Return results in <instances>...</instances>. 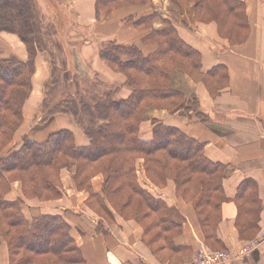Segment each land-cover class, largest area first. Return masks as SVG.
Returning <instances> with one entry per match:
<instances>
[{"label":"trees","instance_id":"1","mask_svg":"<svg viewBox=\"0 0 264 264\" xmlns=\"http://www.w3.org/2000/svg\"><path fill=\"white\" fill-rule=\"evenodd\" d=\"M12 1L18 7L8 6L6 17L1 20L0 16V24L7 23L3 31L19 36L27 48L28 59L0 60V151L13 140L23 122V106L32 92L39 52H46L52 64V83L47 96L64 80L53 41L34 0ZM152 2L97 0V18L106 19L121 8H147ZM195 11L201 22H215L220 34L232 42L243 43L249 36L246 7L239 0H199ZM157 17L153 13L128 20L136 27L152 30L145 42L155 43V52L145 55L136 45L113 41L101 46V59L126 76V85L131 89L128 98H114L118 90L106 87L95 76L77 81L80 92L72 94L63 89L61 100L54 106L48 107L46 103V110L51 108L46 119L57 114L73 117L88 137V146H77L73 133L63 130L43 143L25 140L21 148L0 159V239L7 243L10 264H86L71 235V226L62 215L39 214L27 218L22 202L7 198L12 183L19 181L28 200L60 199V172L69 164L77 165L76 186L89 193L91 210L97 212L96 204L106 215L111 213L112 220L114 212L126 220H135L143 228L148 245L158 244L155 252L182 253L184 247L175 242L182 230L170 221L167 203L154 198L137 183L136 162L143 159L144 168L156 186L164 188L171 180L179 198L189 200L202 196L197 207L198 222L206 232V241L218 242L220 210L227 201L223 190L226 167L208 160L204 144L176 127L154 122L150 140H142L139 131L147 108L181 110L184 96L171 89V75L175 70L185 71L204 82L216 96L227 84V73L224 67L202 73L200 53L179 37L170 21L164 19L162 29H153ZM196 110L197 102L192 99L184 112ZM100 174L104 177L101 194L92 185L93 178ZM245 210L241 221L250 230L254 217L250 215L251 209Z\"/></svg>","mask_w":264,"mask_h":264},{"label":"crops","instance_id":"2","mask_svg":"<svg viewBox=\"0 0 264 264\" xmlns=\"http://www.w3.org/2000/svg\"><path fill=\"white\" fill-rule=\"evenodd\" d=\"M177 1L178 12L168 8V0H154V7L121 8L106 19H98L97 0H39L40 18L50 33L65 83L68 82L67 76L76 82L98 76L107 87H120L119 98H128L131 89L125 84L126 77L115 73L101 59V46L113 41L126 46L136 45L145 55L155 52L157 45L145 43L152 30L136 27L133 21L128 20L157 12L171 20L181 39L201 54L202 73L224 67L228 75L227 85L214 98L203 83H197L180 72L175 73L172 76L173 88L180 89L188 97L193 96L197 101V110L186 114L184 110L150 109L139 131L142 140H150L153 137V120L176 127L204 144L208 160L226 167L223 190L227 201L220 210L216 248L206 243L205 232L198 222L197 207L202 196L189 200L179 198L176 185L171 180L164 188L154 185L145 177L143 160L137 163L141 188L167 203L170 221L182 230L175 242L184 247L183 252L168 253L164 262L159 256L166 251L154 253L145 239L143 228L135 220H126L114 212L115 218L107 222L88 209L85 206L88 193L77 191L71 180L72 172L63 170L62 198L44 203L27 201L25 207L31 209L30 215L26 216L62 215L71 226V235L80 247L86 264H187L201 248L237 253L252 241L260 239L264 231V0L248 1L249 36L237 45L221 38L214 24L198 23L194 19V4L188 0ZM161 26L160 20L154 21L153 29ZM9 36L7 39L12 43L14 54L7 59L26 61L28 55L23 43L16 36ZM51 65L46 52L37 54L33 89L24 106V124L15 135L14 142L18 143L26 136L33 142L42 143L55 133L69 130L77 146H88V137L73 117L57 114L47 121L43 120L41 108L44 90L51 86ZM78 90L80 92V87ZM78 90L71 92L76 94ZM35 109L38 113H32ZM103 182L102 176L93 178L96 193H102ZM17 186L15 184L14 187ZM18 194V191H13L8 200L15 201ZM245 208L251 209L250 215L252 219L254 217L250 230L241 221ZM0 264H10L7 247L1 244ZM230 264H264V244L244 260Z\"/></svg>","mask_w":264,"mask_h":264},{"label":"rangeland","instance_id":"3","mask_svg":"<svg viewBox=\"0 0 264 264\" xmlns=\"http://www.w3.org/2000/svg\"><path fill=\"white\" fill-rule=\"evenodd\" d=\"M1 1V3H0V9H1V20L3 19V18H5L6 17V15H7V13H6V8L9 6V7H12V8H14V7H18V3L16 2H14V1H12V0H7L6 1V7L4 6H2V4L3 3H5L4 2V0H0ZM23 1V0H22ZM190 3H192V4H194L195 6V8H194V10L196 9V4L199 2V0H188ZM240 2H242V3H244L245 4V7L247 6V4H248V1L249 0H239ZM168 2H169V4H170V6H168V8H170L171 10L174 8L175 9V12H178V1L177 0H175V3H173V2H171V0H168ZM34 3H35V7H36V10L39 12V0H34ZM154 5V0H153V2H152V4H151V6L152 7H154L153 6ZM151 6H149V7H151ZM43 14V13H42ZM48 14V13H47ZM157 14H158V17H157V19L156 20H160L161 21V24H162V26H163V21H164V17H163V15L164 14H161V13H158L157 12ZM246 14H247V10H246ZM175 18H176V16H175ZM194 19L198 22V23H201V24H206V25H209V24H214L215 26H216V28H217V32H218V35L221 37V38H223V39H225V40H228L229 42H230V44L231 45H237L238 43H235V42H232L231 40H229L228 38H225V37H223L221 34H220V31H219V28H218V26H217V24L215 23V22H201L199 19H198V17H197V12L195 11V13H194ZM155 20V21H156ZM165 20H167V21H169L168 19H165ZM170 22H171V20H170ZM172 23V22H171ZM172 25H173V23H172ZM162 26L160 27V28H158V29H156V30H160V29H162ZM174 26V25H173ZM8 26H7V23L5 24V26L2 24V22H1V24H0V29H1V31H0V60H4V59H7V57L8 56H11V55H13L14 54V50H13V46L11 45L12 43L11 42H9L8 41V39L7 38H10V36L9 35H14V36H16L19 40H20V38H19V36L16 34H12V33H8L7 31H3V29H5V28H7ZM175 27V26H174ZM3 28V29H2ZM176 29V28H175ZM177 30V29H176ZM177 33H178V31H177ZM3 34V35H2ZM178 35H179V33H178ZM179 37H180V35H179ZM181 38V37H180ZM21 41V40H20ZM22 42V41H21ZM23 43V42H22ZM145 43H148V42H145ZM151 43V42H150ZM155 44V43H154ZM240 44V43H239ZM188 45V44H187ZM23 49H25L26 50V52H27V55H28V51H27V48H26V46L24 45V43H23ZM191 47V46H190ZM193 48V47H192ZM22 49V50H23ZM194 49V48H193ZM19 50L17 49V52H18ZM24 51V50H23ZM16 52V53H17ZM201 55V54H200ZM112 70L115 72V73H118V74H122V75H124L123 73H120V72H117V71H115L113 68H112ZM177 72H180V73H182V74H185V75H187L189 78H191L192 80H194L195 82H197V83H203V85L207 88V86H206V84L204 83V82H199V81H197V80H195L193 77H191L187 72H185V71H182V70H175L173 73H172V75H171V89H173L174 91H177V92H179L180 94H182L183 96H184V102H183V104H182V106H181V110H177V111H182V110H185V107H186V105L188 104V103H191V101H192V99H195L193 96H190V97H188V96H186V95H184L183 94V92H181V90L180 89H174L173 88V85H172V76L175 74V73H177ZM125 76V75H124ZM68 78H67V83H65V81L63 80V79H61L62 80V84H61V81H60V83H59V85L55 88L54 87V89H53V92L49 95V96H47L48 94V89L51 87H49L46 91L44 90V93H45V95L43 96L44 97V99H43V103H42V108H41V113L43 114V120L44 121H47V119H46V116H48V114H49V111H50V109L51 108H49L48 109V111L46 110V103L48 104V107L50 106V107H52V106H54V104H56L58 101H60L61 100V98H62V93H61V91L64 89V90H66L67 92H69V93H72L71 91H74V89H76V90H78L79 89V85H78V83L76 82V81H74V79L72 80V77H69V76H67ZM126 77V76H125ZM64 78V77H63ZM98 80L100 81V82H102L103 83V81L98 77ZM64 81V82H63ZM51 83H52V79H51ZM126 83H127V78H126ZM125 83V84H126ZM227 83H228V75H227ZM66 84H67V86H66ZM103 85H105L104 83H103ZM227 85V84H226ZM106 86V85H105ZM48 87V86H47ZM107 87V86H106ZM119 87L118 86H112L111 87V89L112 90H118L117 91V94H116V92H115V95H114V98H119L118 96H119V94H120V89H118ZM32 89H33V80H32ZM71 89H73V90H71ZM208 89V88H207ZM90 91V90H89ZM89 91L87 92V94L89 93ZM214 91V90H213ZM78 92H79V90H78ZM210 92V91H209ZM73 94V93H72ZM86 94V95H87ZM210 94L212 95V97H214V98H216V95H214V93L213 92H210ZM31 95V94H30ZM30 97V96H29ZM29 99V98H28ZM27 99V100H28ZM26 100V101H27ZM196 100V99H195ZM197 102V101H196ZM26 103V102H25ZM24 106H25V104H24ZM24 106H23V122H22V124H21V126L18 128V130L16 131V133H15V135L18 133V131L21 129V127L23 126V124H24ZM153 108H155V107H153V106H151V107H149V108H147L145 111H144V116H143V121H145L147 118H146V114H147V112L150 110V109H153ZM155 109H157V108H155ZM161 110H167V109H161ZM167 111H169V110H167ZM177 111H170V112H177ZM38 113V109H35V111H33L32 113ZM43 122V121H42ZM154 122H157L156 120H153L152 121V124H154ZM15 135H14V138H15ZM14 138H13V140L3 149V150H1L0 151V159H3V158H5V157H7L9 154H11L13 151H15V150H18L19 148H21V146L23 145V143H24V141L25 140H29L28 138H26V136H23L21 139H20V141L18 142V143H15L14 141ZM29 141H31V140H29ZM38 143V142H37ZM43 143V142H42ZM140 160H143V159H138L137 160V162H136V179H137V183L139 184V182H138V174H137V163H139V161ZM143 169H144V172H145V177L152 183V180H151V178L148 176V174H147V172H146V170H145V168H144V160H143ZM63 170H70L71 172H72V174L70 173V175H71V180H73V185H74V187H75V189L77 190V191H79V192H86V193H88L86 190H79L78 188H77V186H76V182H75V174H76V170H77V165L76 164H69L68 166H65L63 169H62V171L60 172V180H61V184H62V186H61V193H62V196H63V193H64V190H63V177H65V173H63ZM98 176H102L101 174L100 175H98ZM102 178L104 179V177L102 176ZM104 181V180H103ZM15 184H18V186L15 188L14 186H15ZM140 185V184H139ZM155 185V184H154ZM13 191H18L19 192V196L16 198V201H20V202H22V205L24 206L23 207V211H24V213H25V215H30L29 214V209H31V207H29V209L27 208V207H25L26 206V202L27 201H36V202H41V201H38V200H28V199H26L25 197H24V193H23V188H22V184L19 182V181H16V182H14V183H12V185H11V192H9V194L7 195V198L9 197V195H11V193L13 192ZM146 191V190H145ZM62 198V197H61ZM50 201H56V200H50ZM46 202H49V201H46ZM88 202H89V193H88V198H87V200H86V202H85V206L88 208V209H90L91 210V208L89 207V205H88ZM41 203H44V202H41ZM94 207H95V209H96V215H98V216H100V218L101 219H104V220H106L107 222H111L112 221V219H111V213H110V215H106L105 214V212H104V210H102L101 208H99V206H97L96 204H94ZM113 213V212H112ZM134 213V211H132V212H130V214H133ZM114 215V214H113ZM129 216H131V215H129ZM113 218H115V217H113ZM206 233V232H205ZM206 243L210 246V247H212L213 249H215L216 248V245L212 242V240L211 239H207V241H206ZM0 244L1 245H4L5 247H7V243L3 240V239H0ZM158 245V244H157ZM157 245H153V246H151L152 248H153V250H156L157 248H158V246ZM212 249V250H213ZM7 250H8V248H7ZM218 251V250H217ZM217 251H213V252H217ZM154 253H156V252H154ZM166 254H164L163 256H159V258H160V260H162V262H164V261H166L167 259H168V256H169V254H168V252H165ZM9 254V253H8ZM159 254V253H158ZM168 255V256H167Z\"/></svg>","mask_w":264,"mask_h":264},{"label":"built area","instance_id":"4","mask_svg":"<svg viewBox=\"0 0 264 264\" xmlns=\"http://www.w3.org/2000/svg\"><path fill=\"white\" fill-rule=\"evenodd\" d=\"M261 244H264V231L260 239L252 241L248 246L239 249L237 253L230 251L213 252L207 248H201L197 250L194 259L187 264H230L234 261H242Z\"/></svg>","mask_w":264,"mask_h":264}]
</instances>
